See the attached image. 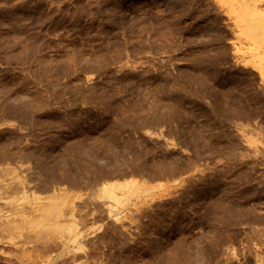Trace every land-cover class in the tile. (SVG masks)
<instances>
[{
	"label": "rangeland",
	"instance_id": "374dc122",
	"mask_svg": "<svg viewBox=\"0 0 264 264\" xmlns=\"http://www.w3.org/2000/svg\"><path fill=\"white\" fill-rule=\"evenodd\" d=\"M0 219V264H264V0H0Z\"/></svg>",
	"mask_w": 264,
	"mask_h": 264
},
{
	"label": "bare ground",
	"instance_id": "6f19581e",
	"mask_svg": "<svg viewBox=\"0 0 264 264\" xmlns=\"http://www.w3.org/2000/svg\"><path fill=\"white\" fill-rule=\"evenodd\" d=\"M112 129V128H111ZM109 130V129H108ZM108 130H104V132H106V131H108ZM112 131V130H111ZM111 131L109 130V132L111 133ZM103 132V133H104ZM107 133V132H106ZM108 134V133H107ZM101 135V134H100ZM109 135V134H108ZM111 136V135H110ZM101 137V136H100ZM94 138V137H93ZM103 138V137H102ZM101 138V139H102ZM114 138V137H113ZM112 138V139H113ZM92 140V139H91ZM105 140V141H104ZM108 140H110L109 142H111V139L109 138ZM115 140V139H114ZM103 141L106 143V139L104 138L103 139ZM118 140L116 139V142H113V140H112V144H118V142H117ZM124 141V140H123ZM104 142H103V144H104ZM109 142H108V144H109ZM122 142V141H121ZM110 143V144H111ZM110 144H109V147H110ZM111 144V145H112ZM115 144L113 145L114 147H115ZM120 144V143H119ZM118 144V145H119ZM94 145V144H93ZM96 145V144H95ZM107 145V144H106ZM106 145H105V147H106ZM117 145V146H118ZM122 145V144H121ZM90 146H91V143H90ZM89 146V147H90ZM103 147V146H102ZM105 147H103V148H105ZM108 147V148H109ZM112 147V146H111ZM120 147V146H119ZM123 147V146H122ZM162 164H165V163H163L162 162ZM165 167V166H164ZM163 167V168H164ZM129 170H132V169H129ZM163 170V169H162ZM121 171H123V172H127L128 170H126L125 169V171L124 170H121ZM120 171V172H121ZM119 172V174H121V173H123V172H121L120 173ZM129 172V171H128ZM164 172H166V170L164 171ZM163 173V172H162ZM128 174V173H127ZM155 174V173H154ZM153 174V175H154ZM165 174V173H164ZM122 175H124V174H122ZM126 175V174H125ZM158 175V174H157ZM120 176V175H119ZM132 178H130V179H128V178H125L126 180H114V181H109V182H104V184L103 185H101L102 186V196H104V197H106V198H109V199H113V200H115V201H117V202H123L126 198H127V193H129L130 195H135L136 193H137V191L139 190L138 188H137V184H138V182L139 181H136V179L134 178L133 179V176H131ZM128 179V180H127ZM141 183V182H140ZM143 184H145V183H143ZM140 186V185H139ZM138 186V187H139ZM123 190L124 191V193H126V195H121V194H119L118 193V190ZM125 190H127L126 192H125ZM146 190H148L147 188H146ZM145 190V191H146ZM145 191L143 190V192L145 193ZM65 193H68V192H65ZM138 194V193H137ZM136 194V195H137ZM40 195V194H39ZM60 194H56V196H55V198H54V200L52 201V208H51V206L49 207V211H48V213L50 214L51 212H50V208L54 211H57L58 212V214L63 210V208H62V206L61 205H63L64 206V204L66 203V205H67V200H69L68 199V197H70V195H64V194H62V196L60 195ZM27 197V196H26ZM40 198H41V196H40ZM49 198H52V197H49ZM49 198H47V199H49ZM27 199V198H26ZM39 199V198H38ZM37 199V200H38ZM41 200H42V198H41ZM43 200H44V198H43ZM50 200V199H49ZM51 201V200H50ZM41 202H44L45 203V201H41ZM48 203H49V201H48ZM43 204V203H42ZM75 205V204H74ZM43 206V205H42ZM48 207V206H47ZM39 209V208H38ZM62 209V210H61ZM75 209V208H74ZM46 210V209H45ZM70 211V210H69ZM56 212V213H57ZM24 214L26 213V211L25 212H23ZM47 213V214H48ZM52 214H55V212H53ZM70 214V213H69ZM76 214H74V216H75ZM73 216V215H72ZM69 217V216H68ZM76 217H77V215H76ZM70 218V217H69ZM74 218V217H73ZM72 218V219H73ZM2 219V218H1ZM0 219V220H1ZM78 219V218H77ZM77 219H75L74 220V224H75V221L77 220ZM3 220H5V219H3ZM79 220V219H78ZM68 221H70V220H68ZM79 222V221H78ZM67 223V222H66ZM73 223V222H72ZM77 223V222H76ZM4 225V223H1L0 222V225ZM68 224V223H67ZM74 224H69L70 226L69 227H67V230H68V232H74V230H75V226H74ZM76 225H78V224H76ZM65 226V225H64ZM67 226V225H66ZM77 228V227H76ZM79 235L78 236H74V239L73 240H75V241H77L78 239H79ZM53 259H51L50 261H51V263L53 262L52 261Z\"/></svg>",
	"mask_w": 264,
	"mask_h": 264
}]
</instances>
